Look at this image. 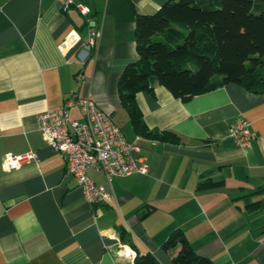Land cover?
<instances>
[{"label": "crops", "instance_id": "1", "mask_svg": "<svg viewBox=\"0 0 264 264\" xmlns=\"http://www.w3.org/2000/svg\"><path fill=\"white\" fill-rule=\"evenodd\" d=\"M164 1L0 0V264H129L120 246L171 264L178 250L166 254L160 246L175 229L212 264H264V94L235 84L186 102L158 86L137 94L147 128L171 131L180 143L141 137L133 157L148 173L115 178L111 203L90 205L38 130L40 114L75 94L135 140L118 80L138 58L136 17L154 14ZM93 29L100 38L81 64ZM67 40L72 46L60 51ZM69 117L80 119L76 107ZM239 118L255 135L247 149L227 135ZM25 154L35 158L6 168L10 157ZM87 175L107 187L101 172ZM206 182L211 186H201ZM123 232L134 248L121 241Z\"/></svg>", "mask_w": 264, "mask_h": 264}, {"label": "trees", "instance_id": "2", "mask_svg": "<svg viewBox=\"0 0 264 264\" xmlns=\"http://www.w3.org/2000/svg\"><path fill=\"white\" fill-rule=\"evenodd\" d=\"M137 61L122 71L118 99L133 132L151 141L179 144L171 131L150 130L135 102L139 93L164 88L186 102L228 84L264 94V0H165L152 15L135 19ZM201 186H211L210 182ZM121 241H127L121 234ZM171 264H212L175 229L160 246ZM133 264H159L136 254Z\"/></svg>", "mask_w": 264, "mask_h": 264}, {"label": "built area", "instance_id": "3", "mask_svg": "<svg viewBox=\"0 0 264 264\" xmlns=\"http://www.w3.org/2000/svg\"><path fill=\"white\" fill-rule=\"evenodd\" d=\"M63 2L65 6L74 3L73 0ZM76 8L83 16L88 14L86 7L76 5ZM72 34L68 40L76 37ZM100 35L99 29L89 32L88 42L78 55L81 64L97 44ZM68 40L59 47L60 51L72 46L68 45ZM76 79L83 80V75L79 73ZM72 107L78 109L79 120L69 117V109ZM250 126L245 118H239L228 128L227 135L238 147L247 149L255 137ZM38 130L46 145L62 155L67 171L74 177L90 205L111 203L114 200L112 182L115 178L132 173L143 176L148 173V167L140 159L133 157V154L141 152V137L137 136L133 141L123 138L110 116L90 98L70 94L63 106L46 110L38 116ZM33 158V154L14 156L10 157L5 165L8 170H12ZM90 169L104 175L107 187L95 184L88 177L87 172ZM118 254L131 264L136 258V253L127 246H120Z\"/></svg>", "mask_w": 264, "mask_h": 264}, {"label": "rangeland", "instance_id": "4", "mask_svg": "<svg viewBox=\"0 0 264 264\" xmlns=\"http://www.w3.org/2000/svg\"><path fill=\"white\" fill-rule=\"evenodd\" d=\"M124 135V134H123ZM129 264H131L130 262H129Z\"/></svg>", "mask_w": 264, "mask_h": 264}]
</instances>
